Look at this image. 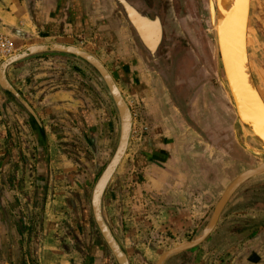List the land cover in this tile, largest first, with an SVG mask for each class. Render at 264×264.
Here are the masks:
<instances>
[{
	"label": "crops",
	"instance_id": "crops-1",
	"mask_svg": "<svg viewBox=\"0 0 264 264\" xmlns=\"http://www.w3.org/2000/svg\"><path fill=\"white\" fill-rule=\"evenodd\" d=\"M0 37L12 53L14 46L77 41L115 79L132 112L133 131L105 208L129 263L156 264L196 237L244 171L228 107L208 105L214 117L196 133L162 86L141 75L138 82L128 80L138 76L133 63L143 56L114 0H0ZM66 64L62 58L36 59L8 72L45 129L46 186L38 180L33 133L0 92V264H116L93 223L89 199L118 123L100 89L89 92L87 82L68 79ZM217 108L224 117L216 116ZM246 200L241 189L203 245L165 264H264V215L249 211ZM250 219L263 222L252 237L234 227Z\"/></svg>",
	"mask_w": 264,
	"mask_h": 264
},
{
	"label": "water",
	"instance_id": "water-1",
	"mask_svg": "<svg viewBox=\"0 0 264 264\" xmlns=\"http://www.w3.org/2000/svg\"><path fill=\"white\" fill-rule=\"evenodd\" d=\"M114 1L121 16L128 24L131 37L139 52L145 55L148 61L152 63L155 72L160 78H166L169 76L166 75L168 74L167 71L163 72L160 69H156L160 67L161 64L159 51L164 39L163 26L160 17L158 15L150 17L151 11L142 0ZM250 1L251 0H240V2L233 8L232 12L228 14V17L218 27V44L216 34L213 32L215 30V25L211 24V19L210 27L214 34V60L216 63L217 81L221 85L226 100L230 105L229 110L235 115L234 122H230V133L233 135L237 146L247 156H251L257 164L239 174L230 183L213 208L205 226L196 237L165 252L161 255L156 264H165L169 259L177 255L194 251L203 245L218 226L220 218L233 196L247 182L264 175V126H261L259 122L260 110L264 107V100L260 96L251 76L250 67H248L249 62L247 51L244 47V39L246 38V29L248 27ZM210 3H212L214 7L216 4L215 0H208V10ZM132 11L144 14L146 19L150 22L156 21L158 23L160 28L159 39L153 47L149 48L146 46L143 36L139 33L132 20L130 13ZM233 13L236 14L237 17L239 15L241 20V25H237V29L239 26L240 33H238L242 38V43L241 50H239L240 52L237 57L232 53L234 51L230 46L231 44L227 47L223 45L224 37L226 35L225 30L230 26L227 24ZM50 57L65 58L78 63L87 69L104 89L114 110L118 123V137L109 160L97 176L93 185L89 199V207L93 223L105 246L113 256L115 263L130 264L124 248L117 240L109 224L105 208V196L119 166L127 155L133 131V115L127 101L107 67L88 51L74 45L64 43L30 45L9 56L0 63V92L6 99V103L14 106L22 115L33 133L37 149L38 180L41 185L46 186L49 172V147L46 132L36 111L9 81L8 72L12 67L19 64ZM238 60L241 62V68L239 67ZM188 119L189 121L191 120V118ZM191 121L193 122V120ZM250 141L254 143L253 146L250 145Z\"/></svg>",
	"mask_w": 264,
	"mask_h": 264
},
{
	"label": "rangeland",
	"instance_id": "rangeland-1",
	"mask_svg": "<svg viewBox=\"0 0 264 264\" xmlns=\"http://www.w3.org/2000/svg\"><path fill=\"white\" fill-rule=\"evenodd\" d=\"M142 1H144L148 6V8L150 9L151 11L150 17H154L155 15H158L161 19L164 39L159 51L161 64L160 67L156 69L157 70L160 69L163 72L167 71L168 74L166 75L169 76H167L166 78L165 77L160 78L159 75L155 72L152 63L148 61L145 55L140 53L143 56L142 57L143 59H140V57L138 59V54H137V61L134 60L133 63L135 64L134 66L138 68V74H137L138 76L132 74V77L128 80H131V82H138L139 80H141V76H142L143 80L145 79V82H147L148 84L151 83L162 86L164 92L166 93V96L168 97L167 100L170 103L174 104L181 112L184 113V118L186 120L187 125L190 128H192V130L195 131L196 133L199 132L202 133L200 127L201 123L202 125L205 126L204 129L206 130L209 117L211 118L214 117V111L208 109V107L211 105L212 102L217 103L218 107L222 105L228 107L230 116L232 117L233 120H235V115L232 113V111L229 110L230 105L228 104L225 93L221 85L218 83L216 77V63L214 60V52H215L214 51L215 42H214V34H213L214 31L212 32V29L210 27L208 0H194V2L189 0H142ZM179 3L181 5L184 4V8H185V9L183 8L184 11L183 9L181 11ZM191 6H194L197 10L196 15L195 13L191 15L193 16L197 25H192L189 18L186 16L188 15V13L186 12L187 11L186 8ZM169 22H173L174 25H169L168 24ZM170 28L171 30L173 29L172 35L167 34V31ZM248 28L252 35L249 45L250 60L248 59V61L250 62L249 65L253 73L252 77L255 86L259 94L261 95L262 99L264 100V0H251V18H250V26ZM178 34L184 35L183 41L177 40L178 37L176 38V35ZM173 36L176 38V40L170 39L173 38ZM64 43L85 49V47L76 45L77 41H70L69 43L68 42H64ZM28 46L27 45L14 46L13 53H11L10 56ZM91 54L94 55L93 53ZM194 57L198 63V68L206 69L209 75L208 74H205L203 76L199 75V77L197 78L199 82L196 81L198 82L197 86L194 88V90H192L189 89L190 86L187 87L186 77L184 78L181 77L179 71L180 68L181 71L184 70L182 67L183 66L182 63H184L185 60L186 61L188 59L191 60ZM50 58H55V57H50ZM208 58L209 59L211 58L209 62H208ZM4 59L5 58H3L0 61V63ZM41 59H49V58H41ZM62 59L67 61L65 67L67 69L66 71H67V77H69L68 79L74 80L75 84L76 81L78 80H83L87 82L92 87V88H88L89 92H92L93 90L94 92H96V88L100 89L99 90L100 93L104 94L105 101H107V104L109 105V107H111V103L107 98L104 89L97 81V79L87 69H85L80 64L75 63L71 60L65 58ZM126 59L128 61V59L130 58L126 57ZM189 73L193 74V72H189ZM146 75L149 76L145 78ZM56 77L58 78V74H56ZM193 77L191 76V78ZM59 84L62 85L60 82ZM191 92L193 93V95L191 94ZM220 92L223 93L222 98L219 97ZM191 101H193L194 103L192 105L196 106L194 107L193 110L187 108V106L191 104ZM191 114L193 117L192 118L193 122H190L188 119L190 118ZM216 116L224 117L222 111H220V108L219 109L217 108ZM115 144H116V137L112 141L111 147L108 150H106L105 153H103V156L99 159L100 164L97 170L98 174L102 171L103 167L109 160L114 150ZM250 145L253 146L254 143L250 141ZM237 150L243 153V159L239 160V163L244 168V171L256 166L257 162L251 156H247L238 146H237ZM241 189L243 191V194L245 195V199H247L246 202L249 211L253 213L257 211L259 212V214L264 215V175H261L257 178L250 180ZM251 204H252V208L250 207ZM255 208L257 209L254 211ZM193 238L189 239V241L192 240Z\"/></svg>",
	"mask_w": 264,
	"mask_h": 264
},
{
	"label": "bare ground",
	"instance_id": "bare-ground-1",
	"mask_svg": "<svg viewBox=\"0 0 264 264\" xmlns=\"http://www.w3.org/2000/svg\"><path fill=\"white\" fill-rule=\"evenodd\" d=\"M215 2H216L215 7L212 3L209 4L208 12L210 11L211 24L215 25L214 33L216 34L217 44H218L217 29L222 24V22L228 17V14L230 12H232L233 8L237 5V0H215ZM132 12H134V11H132ZM134 13H131L132 20H133L134 24L136 25L139 33L143 36V38H144L143 40H144L146 46L149 48L153 47L158 42V39H159L160 28L158 26V23L156 21L150 22L146 19V17L142 18L141 16H137L138 18H141L144 21V22H142L144 25L148 24V25L152 26V28L154 29V30H151L152 33L149 32L150 34L146 35L145 34L146 28L144 27V25H141L142 23H140L136 19L137 17H136V15L134 16ZM248 21H249V14H248ZM227 25H230V26H229V28H227L225 30L226 35L224 37V44L223 45L227 47L228 45L231 44L230 46L232 47V49L234 51L232 53H234L236 55L235 57H237V55L240 52L239 50H241V43H242V41H241L242 38L239 34L240 33L239 26L237 29V25H241L240 16L238 15V17H237L236 14L233 13L231 16V19ZM247 30H248V27L246 29V38H247ZM246 38L244 39V47L246 48V51H247ZM247 56H248V54H247ZM238 63H239V67L241 68V62L239 60H238ZM248 67H250V65H248ZM241 72H242V69H241ZM250 72H251V69H250ZM251 76H252V73H251Z\"/></svg>",
	"mask_w": 264,
	"mask_h": 264
},
{
	"label": "flooded vegetation",
	"instance_id": "flooded-vegetation-1",
	"mask_svg": "<svg viewBox=\"0 0 264 264\" xmlns=\"http://www.w3.org/2000/svg\"><path fill=\"white\" fill-rule=\"evenodd\" d=\"M189 1H193L194 2V0H189ZM251 2V1H250ZM181 3V2H180ZM179 3V6H180V8H181V11H182V9L184 8V4L183 5H181ZM193 4V3H192ZM196 6V5H195ZM185 9V8H184ZM184 9H183V11H184ZM186 12L188 13V15H186L188 18H189V20H190V22L192 23V25H197L196 24V22H195V20H194V18H193V16H191V15H193L194 13H195V15H196V8L194 7V6H191V7H187L186 8ZM131 13H134V12H131ZM141 16L142 18H144V17H146L145 15H143V14H141V13H134V16ZM250 18H251V4H250V11H249V21H248V27L250 26ZM143 24V23H142ZM169 25H174L173 24V22H169L168 23ZM144 25V24H143ZM145 27V26H144ZM146 28V27H145ZM173 28V27H172ZM147 29V28H146ZM174 29V28H173ZM173 29L171 30V28L170 29H168V31H167V34H169V35H172L173 34ZM146 32L147 31H150V33H152V31H151V29H148V30H145ZM149 34V33H148ZM251 33H250V30H249V28H248V30H247V38H246V42H247V54H248V59L250 60V58H249V43H250V40H251ZM178 37V38H177ZM176 38H177V40L179 41H183L184 40V35H176ZM176 38L173 36V38H170L171 40H176ZM205 59H206V57H205ZM211 59V58H210ZM210 59L208 58V62L210 61ZM183 64V69L184 70H182L181 71V68H180V76L181 77H186V84H187V87H189L190 86V88L189 89H192V90H194V88L197 86V83L199 82L198 80H197V78L199 77V75L201 76H203V75H205V74H208V72H207V70L206 69H200V68H198V63H197V61H196V59H195V57L193 58V59H191V60H185L184 61V63H182ZM249 64H250V62H249ZM208 68H210V67H208ZM250 69H251V67H250ZM189 72H193V74H190ZM211 72V71H210ZM251 73H252V70H251ZM189 74V75H188ZM253 74V73H252ZM193 77V78H191V76ZM209 75V74H208ZM196 81H198V82H196ZM191 94L193 95V93L191 92ZM222 96H223V93L222 92H220V94H219V97L220 98H222ZM199 99V98H198ZM197 99V100H198ZM192 104H194L193 103V101H191V104L189 105V106H187V108L188 109H191V110H193L194 109V107H196V106H194V105H192ZM196 104V103H195ZM184 111V110H183Z\"/></svg>",
	"mask_w": 264,
	"mask_h": 264
},
{
	"label": "trees",
	"instance_id": "trees-1",
	"mask_svg": "<svg viewBox=\"0 0 264 264\" xmlns=\"http://www.w3.org/2000/svg\"><path fill=\"white\" fill-rule=\"evenodd\" d=\"M250 207L252 208V204L250 205ZM256 209L257 208H255L254 210ZM262 225H263V222L253 219V220L244 221L241 224L239 223L234 227L242 231L247 230L249 235L252 237L256 234V230Z\"/></svg>",
	"mask_w": 264,
	"mask_h": 264
},
{
	"label": "built area",
	"instance_id": "built-area-1",
	"mask_svg": "<svg viewBox=\"0 0 264 264\" xmlns=\"http://www.w3.org/2000/svg\"><path fill=\"white\" fill-rule=\"evenodd\" d=\"M12 53L11 45L7 39L0 37V59L10 56Z\"/></svg>",
	"mask_w": 264,
	"mask_h": 264
},
{
	"label": "snow or ice",
	"instance_id": "snow-or-ice-1",
	"mask_svg": "<svg viewBox=\"0 0 264 264\" xmlns=\"http://www.w3.org/2000/svg\"><path fill=\"white\" fill-rule=\"evenodd\" d=\"M239 2H240V0H237V3H239ZM259 122H260L261 126H264V107H262L260 110Z\"/></svg>",
	"mask_w": 264,
	"mask_h": 264
}]
</instances>
